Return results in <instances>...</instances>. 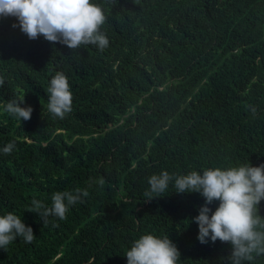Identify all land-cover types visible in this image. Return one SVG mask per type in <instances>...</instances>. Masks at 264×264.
Here are the masks:
<instances>
[{"label": "trees", "instance_id": "1", "mask_svg": "<svg viewBox=\"0 0 264 264\" xmlns=\"http://www.w3.org/2000/svg\"><path fill=\"white\" fill-rule=\"evenodd\" d=\"M91 2L106 17L103 51L31 40L0 17V215L36 236L0 248V264H127L144 234L168 236L178 264H228L229 244L197 239L201 194L176 193L174 182L161 197L144 193L162 171L264 164V0ZM57 72L73 95L64 119L47 107ZM13 99L33 109L29 120L3 111ZM77 189L88 196L65 219L43 226L31 212L33 199L51 207L53 193ZM258 207L264 216V200Z\"/></svg>", "mask_w": 264, "mask_h": 264}, {"label": "clouds", "instance_id": "2", "mask_svg": "<svg viewBox=\"0 0 264 264\" xmlns=\"http://www.w3.org/2000/svg\"><path fill=\"white\" fill-rule=\"evenodd\" d=\"M0 17H14L19 27L29 39L43 36L51 43L66 45L75 50L82 45H95L103 51L109 44L106 35L101 32L106 17L97 4L91 0H0ZM4 79L0 77V87ZM48 111L56 118L64 119L72 111L73 95L68 78L57 72L46 89ZM23 100H10L3 111L18 120L27 121L33 109L22 107ZM247 108L255 116L257 109L253 105ZM15 149L14 143H8L3 149L9 155ZM173 183L176 193L196 192L202 195L204 205L199 208L193 222L198 225L197 239L201 244L209 239L219 240L231 246L230 254L225 258L228 264H244L264 255V216L259 214V205L264 200V164L259 166L241 165L225 169L207 168L202 174L191 171L186 175H170L162 171L148 179L149 190L144 196L147 201L161 197ZM102 186L105 181L99 179ZM86 190L75 192L57 191L52 194L51 207L33 199L31 212L37 213L48 223V217L66 218L69 206L82 202L87 197ZM217 204L215 210L209 207ZM22 237L25 243H31L36 236L33 229L26 226L20 217L9 212L0 215V248ZM255 254V256L253 255ZM127 264H178L180 252L168 236L160 238L153 234L141 235L134 240L130 250L125 253Z\"/></svg>", "mask_w": 264, "mask_h": 264}]
</instances>
